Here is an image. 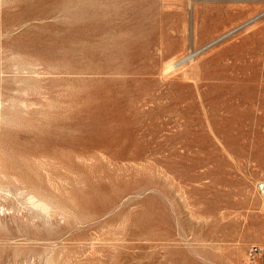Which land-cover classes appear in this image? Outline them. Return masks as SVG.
<instances>
[{"label": "rangeland", "instance_id": "374dc122", "mask_svg": "<svg viewBox=\"0 0 264 264\" xmlns=\"http://www.w3.org/2000/svg\"><path fill=\"white\" fill-rule=\"evenodd\" d=\"M0 114V264H264V0H0Z\"/></svg>", "mask_w": 264, "mask_h": 264}, {"label": "bare ground", "instance_id": "6f19581e", "mask_svg": "<svg viewBox=\"0 0 264 264\" xmlns=\"http://www.w3.org/2000/svg\"><path fill=\"white\" fill-rule=\"evenodd\" d=\"M4 3H5V2H4ZM4 3H3V4H4ZM169 65H170V64H169ZM167 66H168V65H167ZM169 68H171V67H169ZM1 114H2V113H1ZM1 114H0V115H1ZM1 117H2V116H1ZM3 118H4V117H3ZM3 118H2V119H3ZM2 119H1V121H3ZM2 148H3V147H2ZM6 149H7V148H6ZM2 151H3V150H2ZM4 151H6V150H4ZM6 154H7V153H6ZM0 155H1V154H0ZM2 155L4 156V153H3ZM6 156H7V155H6ZM4 160H5V158H4ZM0 163H1V162H0ZM10 166H11V165H10ZM0 168H1V167H0ZM2 168H3V167H2ZM4 169H5V168H4ZM4 169H3V170H4ZM11 169H12V168H11ZM16 169H17V168H16ZM6 170H7V169H6ZM6 170H5V172H6ZM9 170H10V169H9ZM20 172H21V171H20ZM4 174H5V173H4ZM18 174H19V173H18ZM31 175H32V173H31ZM5 176H6V175H5ZM8 176H9V175H8ZM10 176H12V175H10ZM29 176H30V175H29ZM6 177H7V176H6ZM14 177H15V175H14ZM14 177H13V179H14ZM32 177H33L32 179H35V178H34V174L32 175ZM1 178H2V177H1ZM2 179H3V178H2ZM10 179H11V181H13L12 178H10ZM20 179H22V178H20ZM26 179L28 180V182H29V184H30V183H31V182H30L31 180L28 179L27 177H26ZM3 180H4V179H3ZM5 180H6V179H5ZM18 180H19V179H18ZM24 180H25V179H24ZM24 180H23V183H24ZM29 180H30V181H29ZM7 181H8V180H7ZM11 181H10V182H11ZM19 181H20V180H19ZM25 181H26V180H25ZM34 181H35V180H34ZM37 181H39V180H38L37 177H36V182H37ZM32 182H33V181H32ZM39 182H40V181H39ZM7 183H8V182H7ZM25 183H26V182H25ZM33 183H35V182H33ZM3 184L6 186L5 183H3ZM11 184H13V182H12ZM11 184H10V185L8 184L7 187H8V186L11 187V186H12ZM29 184H27V185H29ZM38 184H40V183H38ZM41 184H42V182H41ZM4 185H3V186H4ZM27 185H26V186H27ZM35 185L37 186V183H36ZM1 186H2V185H1ZM3 186H2V190H3V188H4ZM38 186H39V185H38ZM41 186H43V185H41ZM31 187H33V186H31ZM31 187H30V188H31ZM38 188L40 189V187H38ZM6 189H7V188H6ZM6 189H5V190H6ZM35 189H36V187H35ZM35 189H34V190H35ZM0 190H1V189H0ZM32 190H33V188H32ZM44 190L48 191L46 187H45ZM41 191H42V190H41ZM37 192H38V191H37ZM39 192H40V191H39ZM49 192H50V191H49ZM49 192H48V194H49ZM41 193H42V192H41ZM43 194H44V193H43ZM52 194H53V193H52ZM32 195H33V194H32ZM32 195H31V196H32ZM55 195H57V194H55ZM53 196H54V195H53ZM58 196L60 197V195H58ZM34 197H35V196H34ZM46 197H47V196H46ZM49 197H50V196H49ZM56 197H57V196H55V199H56ZM35 198H36V197H35ZM64 198H65V197H63V199H64ZM66 198H67V197H66ZM66 198H65V200H67ZM33 199H34V198H33ZM37 199H38V198H36V200H37ZM63 199L61 198V200H63ZM34 200H35V199H34ZM36 200H35V201H36ZM42 200H43V199H42ZM42 200H41V198H40V200L38 201V204H37V203H36V204H37L38 206L40 205L41 208L43 207L46 211H47L48 209H50V207H49L50 205L55 204V203H54V201H55L54 199H53V200H54V201H53V204H50V203L48 202L49 205H47V203H46L45 200H43V202L45 201L44 203H41ZM47 200H49V199H47ZM50 200H51V199H50ZM57 200H58V198H57ZM61 200H59V201H60L61 203H63L64 201L62 202ZM72 201H74V200H72ZM56 202L58 203V201H56ZM60 202H59V203H60ZM70 202H71V201H70ZM31 203H32V202H31ZM33 203H34V202H33ZM33 203H32V204H33ZM77 203H78V202H77ZM65 204H66V203H64V205H65ZM67 204H68V203H67ZM34 205H35V204H34ZM37 205H36V206H37ZM74 205H75V204H74ZM74 205H73V206H74ZM76 205H77V204H76ZM82 205H83V204H82ZM40 206L38 207V209H39L40 211H41V210H44V209H41ZM53 206H54V205H53ZM65 206H66V205H65ZM68 206H69V205H68ZM93 206H94V205H93ZM33 207H35V206H33ZM51 207H52V206H51ZM55 207H56V206H55ZM59 207H61V204H60V205L58 204V208H59ZM62 207H63V204H62ZM75 207H76V206H75ZM75 207H74V208H75ZM81 207H82V206H81ZM35 208H36V207H35ZM65 208H66V207H65ZM67 208H70V207H67ZM11 209H12V208H11ZM51 209H52V208H51ZM51 209H50V210H51ZM59 210L62 211L63 209H62V210L59 209ZM17 211H18V210H17ZM52 211H54V210H52ZM57 211H58V210H57ZM63 211H64V210H63ZM67 211H68V210H67ZM14 213L17 214L16 211H14ZM39 213H40V212H39ZM46 213L48 214V211H47ZM49 213H50V212H49ZM61 213H62V212H61ZM67 213H71V212H67ZM27 214H29V213H27ZM44 214H45V212H44ZM52 214H54V212L51 213V215H52ZM63 214H64V213H63ZM13 215H14V214H13ZM17 215H18V214H17ZM22 215H23V214H22ZM35 215H36V212H35ZM37 215H38V214H37ZM48 215H49V214H48ZM51 215H50V216H51ZM56 215H57V214H56ZM56 215H55V217H56ZM15 216H16V215H15ZM15 216H14V217H15ZM31 216H32V215H31ZM52 216H53V215H52ZM16 217H17V216H16ZM29 217H30V215H29ZM38 217H39V216H38ZM68 217H69V215H68ZM73 217H74V216H73ZM18 218H19V217H18ZM40 218H41V217H40ZM53 218H54V217H53ZM30 219H31V217H30ZM32 219H33V217H32ZM44 219H45V218H44ZM44 219H43V220H44ZM54 219H55V218H54ZM68 219H70V218H68ZM72 219H73V218H72ZM45 220H46V219H45ZM22 221H23V220H22ZM70 221H71V220H70ZM72 221H73V220H72ZM16 222H17V221H16ZM33 222H34V221H33ZM36 222H37V221H36ZM40 222H42V221H40ZM68 222H69V221H68ZM30 223H31V222H30ZM38 223H39V222H38ZM45 223H46V222H45ZM48 223H49V222H48ZM28 224H29V223H28ZM36 224H37V223H36ZM36 224H35V225H36ZM55 224H56V223H55ZM66 224H67V223H66ZM72 224H73V223H72ZM3 225H4V224H3ZM33 225H34V224H33ZM37 225H38V224H37ZM37 225H36V226H37ZM50 225H51V224H50ZM17 226H19V225H17ZM17 226H16V227H17ZM27 226L29 227V225H26V227H27ZM70 226H71V225H70ZM30 227H31V226H30ZM62 227H65V225L62 226ZM22 228H23V227H22ZM39 228H40V227H39ZM39 228H36V229H39ZM43 228H44V227H43ZM60 228H61V226H60ZM60 228H59V229H60ZM71 228H72V227H71ZM1 229H2V228H1ZM3 229H4V228H3ZM34 229H35V228H34ZM34 229H33V230H34ZM54 229H55V227H54ZM73 229H74V228H73ZM18 230H19V228H18ZM18 230H14V231L18 232ZM22 230H23V229H22ZM24 230H25V229H24ZM33 230H32V231H33ZM39 230H41V229H39ZM39 230H38V231H39ZM67 230H68V229H67ZM69 230H71V229L69 228ZM2 231H4V230H2ZM7 231H8V228H7ZM7 231H6V233H4V234H7ZM9 231H10V230H9ZM19 231H20V230H19ZM25 231H26V230H25ZM34 231H35V230H34ZM36 231H37V230H36ZM27 232H28V228H27ZM27 232H26V234H27ZM51 232H52V230H51ZM51 232H50V233H51ZM19 233H20V232H19ZM28 233H30V231H29ZM32 233H33V232H32ZM41 233H42V232H41ZM50 233H47V234H50ZM26 234H25V235H26ZM7 235H8V234H7ZM27 235H28V234H27ZM35 235H36V234H35ZM50 235H51V234H50ZM58 235H60V234H58ZM30 236H31V235H30ZM15 237H16V236H15ZM24 237H25V236H24ZM28 237H29V236H28ZM58 237H59V236H58ZM58 237H57V238H58ZM7 238H8V236H7ZM34 238H35V237H34ZM55 238H56V237H55ZM74 238H75V237H74ZM77 238H78V236H77ZM25 239H26V238H25ZM29 239H30V238H29ZM35 239H36V241H38L37 238H35ZM70 239H71V238H70ZM47 240H48V239H45V241H47ZM32 249H33V248H32ZM32 251H33V250H32ZM44 252H45V250H44ZM70 252H72V251H69V253H70ZM24 253H25V252H24ZM42 253H43V251H42ZM61 253H63V252H61ZM61 253H60V254H61ZM64 253L66 254V252H64ZM64 253H63V254H64ZM21 254H22V253H21ZM60 254H59V257H60ZM68 255H69V254H68ZM66 256H67V254H66ZM48 257H49V256H48ZM73 257H74V255L72 256V258H73ZM60 258H61V257H60ZM64 258H65V257H63L62 259H64ZM49 259H50V258H49ZM52 259H53V258H52ZM56 260H57V259H56ZM59 260H61V259H59ZM64 260H65V259H64ZM69 260H70V259H69ZM55 262H56V261H55ZM60 263H61V262H60ZM65 263H66V262H65ZM47 264H48V263H47ZM70 264H71V263H70Z\"/></svg>", "mask_w": 264, "mask_h": 264}, {"label": "built area", "instance_id": "2783aa9c", "mask_svg": "<svg viewBox=\"0 0 264 264\" xmlns=\"http://www.w3.org/2000/svg\"><path fill=\"white\" fill-rule=\"evenodd\" d=\"M255 18H257V15L252 17L250 20L244 22L243 24L248 23V22L254 20ZM258 190H259V192L264 193V181L259 183ZM259 252H260V248L258 246H252L249 249L248 256L250 259H255L256 255Z\"/></svg>", "mask_w": 264, "mask_h": 264}]
</instances>
